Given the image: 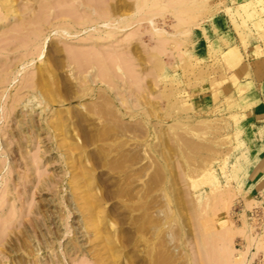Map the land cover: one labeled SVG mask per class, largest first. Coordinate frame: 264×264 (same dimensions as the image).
Instances as JSON below:
<instances>
[{
	"label": "rangeland",
	"instance_id": "obj_1",
	"mask_svg": "<svg viewBox=\"0 0 264 264\" xmlns=\"http://www.w3.org/2000/svg\"><path fill=\"white\" fill-rule=\"evenodd\" d=\"M140 1L0 0V264H264L236 92L264 0Z\"/></svg>",
	"mask_w": 264,
	"mask_h": 264
},
{
	"label": "crops",
	"instance_id": "obj_2",
	"mask_svg": "<svg viewBox=\"0 0 264 264\" xmlns=\"http://www.w3.org/2000/svg\"><path fill=\"white\" fill-rule=\"evenodd\" d=\"M240 63L239 68L242 70L245 66L252 65L245 73L247 77L236 87L239 96L237 100L243 105V109L237 112L238 121L241 122L239 131L243 133L248 149V157L241 173L243 188L247 195L254 198V194H257L260 199H254L264 203V59L258 58L249 63L240 52ZM245 89L249 90L247 97L242 96Z\"/></svg>",
	"mask_w": 264,
	"mask_h": 264
},
{
	"label": "bare ground",
	"instance_id": "obj_3",
	"mask_svg": "<svg viewBox=\"0 0 264 264\" xmlns=\"http://www.w3.org/2000/svg\"><path fill=\"white\" fill-rule=\"evenodd\" d=\"M108 1H109V0H108ZM141 1H142V0H141ZM141 1H140V3H141ZM144 1L147 2L148 0H144ZM173 1H176V2H177L178 0H172V2L170 1V2H168V4H169V3H171V4H172V3H175L174 5H176V2H173ZM146 2H144V3L142 2L143 5L146 4ZM148 2H149V1H148ZM148 2H147V6H148ZM180 2H182V3H180ZM191 2H196V4L194 3L193 5H197V4H200V3H201V0H199L200 3H197V2H198L197 0H196V1H194V0H179V2H177V4H179V3L181 4V5H179V6L181 7V9L178 8V6H176V7L178 8V10L176 9V11H177V12L180 11V12H178V13L181 14V15H178V18H179V17L181 18V16L185 15L184 19L181 18V19H183V20H182L183 23H184V22H187V24H189V23H188L189 20H190V22L193 21V20H191L192 17H195V18L197 17L196 13H195V16H194V13H193V10H194V9H190V8H193V7H192V6L189 7V5L192 4ZM202 2H204V1H202ZM140 3H139V4H140ZM187 3H189V5H188ZM184 4H186V6H188L189 8H187V9L184 8V7H186V6H184ZM172 5H173V4H172ZM172 5L169 4L170 7H173L174 12L176 13V11H175V6H172ZM200 5H201V4H200ZM145 6H146V5H145ZM139 7H140V8H138L137 10H140V11H141L142 8H143L142 4H140ZM194 7H195V6H194ZM200 7H201V6H200ZM195 8H196V7H195ZM198 9H199V7H198ZM109 10H110V9H109ZM191 10H192V11H191ZM113 11H114V8H113ZM195 11H197V10H195ZM195 11H194V12H195ZM109 12H110V11H109ZM109 12H108V14H109ZM178 13H177V14H178ZM102 14H103V13H102ZM108 14L106 13V14L104 15V17H105V16L108 17V16L110 15V14H109V15H108ZM142 14H143V13H142ZM142 14H141V15H142ZM142 16H143V15H142ZM186 16H187V17H186ZM105 18H106V17H105ZM195 18H194V19H195ZM103 20H105V19H103ZM107 20H108V19H107ZM111 20H112V19H111ZM103 22H105L107 26H108V25H111V26L113 25V22H112V21H109V20H108V21H103ZM129 23H130V22H129ZM129 23H128V24H129ZM130 24H131V23H130ZM79 25H80V24H79ZM181 25H182V24H181ZM189 25H190V24H189ZM187 28H188V27H187ZM187 28H186V29H187ZM186 29H185V32H184V33H186ZM188 29H189V28H188ZM188 29H187V30H188ZM190 31H191V29H190ZM190 31H189V32H190ZM107 32H109V31H107ZM107 32H106L105 37H103L104 39H105L106 36L108 35ZM187 32H188V31H187ZM104 33H105V32H104ZM111 34H113V32H112ZM111 34H110L109 36H107V39H108V38L111 39V36H112ZM103 35H104V34H103ZM103 35H102V36H103ZM113 35H114V34H113ZM112 38H113V37H112ZM101 39H102V38H101ZM80 54H81V53H80ZM80 54H79V55H80ZM85 54H86V53H85ZM81 55H82V54H81ZM90 55H91V54H90ZM86 56H87V55H86ZM91 56H92V55H91ZM104 57H105V55H104L102 58H104ZM94 58H95V57H94ZM100 58H101V57H100ZM108 58H109V57H108ZM76 59H77V58H76ZM79 59H80V58H79ZM83 59H84V58H83ZM85 59H86V57H85ZM88 59H89V60H94L93 63H95V61H96V58H95V59H93V58H92V59H91V58H88ZM80 60H81V59H80ZM89 60H88V61H89ZM102 60H103V59H102ZM104 60H106V59L104 58ZM104 60H103V61H104ZM107 60H108V59H107ZM78 61H79V60H78ZM100 61H101V60H100ZM100 61H98V62H100ZM101 62H102V61H101ZM108 62H109V61H107V63H106V62L104 61L102 64H104L105 66H103V67L106 68V67H107L106 64H108ZM83 64H84V62H83ZM100 64H101V63H100ZM86 65H87V64H86ZM92 65H93V64H92ZM98 65H99V64H98ZM109 65H110V64H109ZM94 66H95V65H94ZM119 67H120V66H119ZM90 68H91V67H90ZM108 68H109V67L106 68V71H107V72H108ZM120 69H122V67H120ZM91 70H93V69H91ZM109 70H110V69H109ZM85 71H86V70H85ZM104 71H105V70H104ZM88 72H89V71H88ZM91 72H92V71H90V72H89V73H90L89 76L86 77L87 80H86V78H85L84 80H86L87 83H89V80H90V82H95V83H96V82L98 81V79H97V81H96L95 79L92 80L93 72H92V73H91ZM107 72H106L105 74H106V77H108V79H109V78H111L112 76H111V77L109 76V75H111V74H110V71H109L108 73H107ZM122 72H123V70H122ZM94 74H95V73H94ZM107 74H109V75H107ZM95 76H96V75H95ZM96 77H97V76H96ZM96 77H93V78H96ZM83 78H84V77H82V79H83ZM88 79H89V80H88ZM111 79H113V78H111ZM84 80H83V81H84ZM79 81H80V80H79ZM83 81H82V82H83ZM86 81H85V82H86ZM101 81H102V80H101ZM101 81H100V82H101ZM109 81L111 82V80H109ZM103 82H104V81H103ZM105 83H106V82H105ZM112 83H113V81H112ZM89 84H90V83H89ZM106 84L108 85V82H107ZM88 87H89V88H93V86H90V85H88ZM88 87H87V88H88ZM110 87H111V85L109 84V86H107L106 88L111 89ZM91 90H92V89H91ZM84 92H85V91H84ZM103 92H104V91H103ZM109 92H110V91H109ZM107 95H108V94H107ZM104 96H106V95L104 94ZM104 98H105V97H104ZM106 98H108V100L111 101L110 97L107 96ZM106 100H107V99H106ZM106 100H104V101H106ZM108 100H107V101H108ZM107 101H106V102H107ZM108 103H109V101L107 102V104H108ZM105 104H106V103H105ZM109 104H110V103H109ZM29 105H30V104H29ZM104 107H105V106H104ZM108 107H109V106H108ZM61 123H62V122H61ZM61 126H62V125H61ZM7 232H8V231H7ZM1 233H2V232H1ZM1 233H0V234H1ZM228 234H229V233H228ZM10 237H11V236H10ZM223 237H224V236H223ZM2 238H3V237H2ZM221 239H222V238H221ZM221 239H220L219 243L222 241V242L224 243L223 245H225L226 242H224L223 240H226V239H223V240H221ZM3 241H4V240H3ZM220 244H221V243H220ZM227 244H228V243H227ZM226 246L228 247V245H226ZM226 246H225V247H226ZM227 247H226V248H227ZM226 248H225V249H226ZM228 248H229V247H228ZM228 248H227V249H228ZM222 249H224V248H222Z\"/></svg>",
	"mask_w": 264,
	"mask_h": 264
}]
</instances>
